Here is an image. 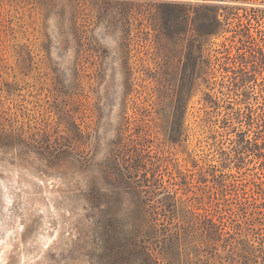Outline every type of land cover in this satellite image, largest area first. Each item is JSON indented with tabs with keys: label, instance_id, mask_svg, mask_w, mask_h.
<instances>
[{
	"label": "rangeland",
	"instance_id": "obj_1",
	"mask_svg": "<svg viewBox=\"0 0 264 264\" xmlns=\"http://www.w3.org/2000/svg\"><path fill=\"white\" fill-rule=\"evenodd\" d=\"M0 264H264V0H0Z\"/></svg>",
	"mask_w": 264,
	"mask_h": 264
}]
</instances>
